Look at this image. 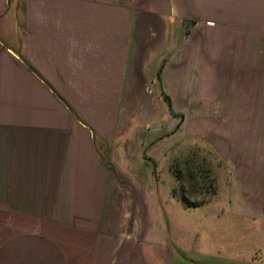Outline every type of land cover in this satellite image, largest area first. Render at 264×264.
<instances>
[{"label":"crops","instance_id":"0c3cea01","mask_svg":"<svg viewBox=\"0 0 264 264\" xmlns=\"http://www.w3.org/2000/svg\"><path fill=\"white\" fill-rule=\"evenodd\" d=\"M201 27H227L209 119L264 122V0H0V264H264L257 137L197 230L160 198L177 113L199 109Z\"/></svg>","mask_w":264,"mask_h":264},{"label":"rangeland","instance_id":"374dc122","mask_svg":"<svg viewBox=\"0 0 264 264\" xmlns=\"http://www.w3.org/2000/svg\"><path fill=\"white\" fill-rule=\"evenodd\" d=\"M227 27H222L216 30V34L211 35L212 29L208 28H197L188 38V48L193 47L197 50H202V72H201V87L199 88V94L195 92V99L199 100V109L197 107L192 109L191 104L184 101L181 109L178 111L177 115H183L182 119H177L180 123L178 125L179 130H181V140L175 149L169 151L167 158H179L177 163L181 164L179 167L182 173L185 174L184 161L191 156L194 160L200 164L201 161H205L208 164V168L211 170V178L214 177L217 185V198H223L224 194L229 193L230 185V170L228 169L226 162L231 159V148L236 147L239 143L240 137L245 133L253 138L256 142H262L264 144V122L258 123H246V122H228V121H214L210 120L213 111V105L218 104L219 100H223L224 88H218L216 82L211 80L210 64H211V49L219 47L221 45H227ZM213 34V32H212ZM220 34V35H218ZM221 36V37H219ZM223 37V38H222ZM216 39V40H215ZM221 39V41H217ZM188 57H192L189 56ZM187 72V81L189 80ZM224 83V82H223ZM222 83V84H223ZM189 89V87H187ZM190 90L193 91L192 88ZM197 90V88H196ZM195 90V91H196ZM221 100V101H222ZM196 101V100H195ZM197 110V111H196ZM260 133L262 135H260ZM254 134H256L254 136ZM177 149L181 151L177 153ZM195 154L193 155L191 153ZM176 155V156H174ZM171 161L167 160L165 163L159 166V194L162 202L166 207L178 209L182 213V210L188 208L184 205L181 200H174L172 204H167L169 202V195L173 189H176L178 197L184 194L181 189V185H178V181L173 177L171 173ZM198 181V180H197ZM182 184V182H181ZM200 184V181L199 183ZM196 184V185H198ZM186 186L185 194L189 197L191 201H201L205 200L207 203L210 201V196H207L205 191L194 193L190 190L187 182H184ZM215 194V195H216ZM221 203V202H220ZM217 202H212L211 205H205L199 208H191L186 210L183 216L186 215L189 221L193 224V229L197 230V225H200L202 218L214 210H217L220 204ZM168 205V206H167ZM193 230V231H194ZM231 238V236H230ZM199 241L193 233V242ZM190 242H192L190 240Z\"/></svg>","mask_w":264,"mask_h":264},{"label":"trees","instance_id":"16d2710c","mask_svg":"<svg viewBox=\"0 0 264 264\" xmlns=\"http://www.w3.org/2000/svg\"><path fill=\"white\" fill-rule=\"evenodd\" d=\"M164 98L169 109H171L170 98L166 95L164 96ZM191 154L193 155V157L195 156L194 152ZM184 162L185 174L182 173L181 169L179 168L180 166H174L173 176L177 179V181H182L183 179H185L188 187L190 188V190H193L194 193L205 191L206 193L208 192L207 196H212L217 193L216 180L214 177L211 178V176H209L211 175V170L208 168V164L204 163L205 161H201V163L198 164L194 160V158H191V156H189V158ZM199 181L200 184H198ZM180 187L184 194H181L178 199L181 200L186 207L199 208L207 202L205 200L191 201L185 194L186 186H184V184H181Z\"/></svg>","mask_w":264,"mask_h":264}]
</instances>
